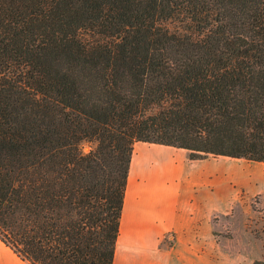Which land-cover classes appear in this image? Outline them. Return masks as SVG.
Returning a JSON list of instances; mask_svg holds the SVG:
<instances>
[{"label":"trees","instance_id":"16d2710c","mask_svg":"<svg viewBox=\"0 0 264 264\" xmlns=\"http://www.w3.org/2000/svg\"><path fill=\"white\" fill-rule=\"evenodd\" d=\"M139 142L264 163V0H0V240L113 264Z\"/></svg>","mask_w":264,"mask_h":264},{"label":"crops","instance_id":"0c3cea01","mask_svg":"<svg viewBox=\"0 0 264 264\" xmlns=\"http://www.w3.org/2000/svg\"><path fill=\"white\" fill-rule=\"evenodd\" d=\"M214 177L185 149L136 143L113 264H223L204 232L213 241ZM0 264L28 263L0 240Z\"/></svg>","mask_w":264,"mask_h":264},{"label":"rangeland","instance_id":"374dc122","mask_svg":"<svg viewBox=\"0 0 264 264\" xmlns=\"http://www.w3.org/2000/svg\"><path fill=\"white\" fill-rule=\"evenodd\" d=\"M83 147L89 152L95 144L84 142ZM200 161L215 172L209 184L215 198L212 210L219 214L214 217L213 241L209 236L214 225H204L206 245H214L212 256L223 264L264 261V163L227 157Z\"/></svg>","mask_w":264,"mask_h":264}]
</instances>
